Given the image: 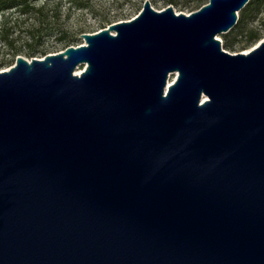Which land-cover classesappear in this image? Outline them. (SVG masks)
Segmentation results:
<instances>
[{
	"label": "water",
	"instance_id": "95a60500",
	"mask_svg": "<svg viewBox=\"0 0 264 264\" xmlns=\"http://www.w3.org/2000/svg\"><path fill=\"white\" fill-rule=\"evenodd\" d=\"M248 1L0 71V264H264V39H216Z\"/></svg>",
	"mask_w": 264,
	"mask_h": 264
},
{
	"label": "rangeland",
	"instance_id": "374dc122",
	"mask_svg": "<svg viewBox=\"0 0 264 264\" xmlns=\"http://www.w3.org/2000/svg\"><path fill=\"white\" fill-rule=\"evenodd\" d=\"M0 71L14 64L16 57L29 61L57 54L83 44L82 34L106 29L110 24L131 20L147 2L152 10L171 7L176 14L197 11L208 0H25L10 4L0 1ZM232 28L226 41L218 35L221 48L230 53H247L264 39V1L251 9L240 26ZM241 30V32L239 31ZM257 37L248 40V34ZM83 65L78 66L81 72Z\"/></svg>",
	"mask_w": 264,
	"mask_h": 264
},
{
	"label": "trees",
	"instance_id": "16d2710c",
	"mask_svg": "<svg viewBox=\"0 0 264 264\" xmlns=\"http://www.w3.org/2000/svg\"><path fill=\"white\" fill-rule=\"evenodd\" d=\"M24 1L25 0H11V2H9V3L10 4H16V2H24ZM263 1L264 0H249L248 3L245 4V6H243L242 9L239 10L238 13H237V20H236V25H235L236 28L235 29H238V28L241 29L240 26H242L243 23L245 22V20L247 19L251 9H253V7L255 5H259ZM239 31L241 32V30H239ZM227 33L222 35V37L225 39V41H226ZM256 37H257V35H256L255 32H250L248 34V40H250V41H252V39H255Z\"/></svg>",
	"mask_w": 264,
	"mask_h": 264
},
{
	"label": "bare ground",
	"instance_id": "6f19581e",
	"mask_svg": "<svg viewBox=\"0 0 264 264\" xmlns=\"http://www.w3.org/2000/svg\"><path fill=\"white\" fill-rule=\"evenodd\" d=\"M216 39L218 40V38H216ZM77 70H78V69L75 70V73H76V74H79V71L77 72Z\"/></svg>",
	"mask_w": 264,
	"mask_h": 264
}]
</instances>
